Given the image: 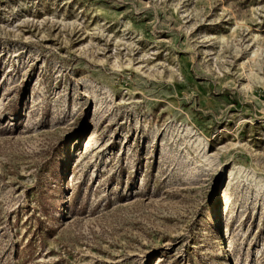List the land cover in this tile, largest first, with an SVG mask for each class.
<instances>
[{
	"label": "rangeland",
	"instance_id": "rangeland-1",
	"mask_svg": "<svg viewBox=\"0 0 264 264\" xmlns=\"http://www.w3.org/2000/svg\"><path fill=\"white\" fill-rule=\"evenodd\" d=\"M0 264H264V0H0Z\"/></svg>",
	"mask_w": 264,
	"mask_h": 264
}]
</instances>
